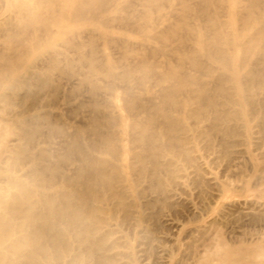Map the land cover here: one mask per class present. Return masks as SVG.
I'll return each instance as SVG.
<instances>
[{
  "label": "bare ground",
  "instance_id": "6f19581e",
  "mask_svg": "<svg viewBox=\"0 0 264 264\" xmlns=\"http://www.w3.org/2000/svg\"><path fill=\"white\" fill-rule=\"evenodd\" d=\"M43 1L44 0H39V3ZM65 1L71 2L76 7V9L72 11V15H69L68 11H66V9L64 8ZM215 1L216 0H204L203 1L204 4L202 5L208 9L214 5ZM231 1L232 2L229 8V14L235 15L236 17L240 16L239 20L243 28L244 27H254L255 30H257L254 36H250V35L247 36L245 34L240 33V30L243 28L239 29L236 25V22H235V25L233 26L234 32H232V35H231L225 30L224 22L220 21V19L216 15L206 16V21L208 25H206V28L203 30L202 28L196 25H193L194 23L190 24L188 22V16L186 14H188L189 11H191V8L187 0H182L185 16H183L180 20H178L177 21L178 23H168V21L166 20L168 24H165L166 22L164 24L159 23V26H158V24H156L157 22L155 23L154 21L155 19H153L152 15H145L144 18L146 22L145 21L143 22H145L146 24L144 26L140 25V27H145V28L150 29L149 34L147 36L145 35L146 39H153L156 42L158 41V42H164V43L161 47L148 44L147 46H145L147 47L148 51L141 53L138 61L136 60L137 61L136 67L142 72V76L140 78L139 84L144 86V88H142V90L139 92L134 91L132 87H130V77H131L132 71L129 68H124L123 69L124 71H122V73L120 74L116 73L114 70L115 64L110 59V55L106 52L105 48L103 49L102 55H101L104 61L102 64H98L93 57H90L87 60V62L89 63L90 70L88 73H84L81 75L82 76L81 81H83L82 83L84 82L89 83L91 86L90 89L92 90V92L94 94H97V91L100 89L99 88L100 85L98 86L93 81L94 80L93 76L96 74H99V75L101 74L102 76L107 78L106 80H108L107 81L108 83L106 81L105 82L107 86L109 87V90L112 92L111 93L112 99L110 100V104H109L110 106H108V108L111 107L112 110L111 111L107 110L106 112L101 107L102 104L100 101L95 100L94 103H91L93 102L92 100L93 98H92L90 99L91 102H89V104L90 103L93 104L92 106L90 104L91 109H93L92 115L90 116L91 111H92L91 110L90 114L88 115V117L90 116L89 120H86L88 121L86 125H85V122L83 121V118L81 120L83 121L85 126H83V123H82V127L78 128L77 126H74L73 124L69 123L67 126L62 125L63 127H61L57 124H52L53 123L52 119L50 120V119L45 118V121L46 119L48 121L47 125L49 124V121L52 122L51 123L52 127L49 126L50 129L48 128L49 130H52V131H49V133L50 132L53 133V131H57V133L60 132L61 134L57 136L61 137L60 138L61 143L67 145L68 151L74 149L76 151L75 153H77L80 158V160H77V161H80L81 163L80 165L76 166L73 163L75 162L77 158L75 160H72L74 162L73 163L70 162V165L69 166L67 165V168L66 170H64V172L60 171L62 170V168L61 169L57 168L56 166L57 164L55 165L56 167L49 166V165H41L40 167L34 168V170H32L31 173L29 174H31L33 181L37 182L36 186L40 188L48 187V189L49 187L53 188L56 186L55 190L51 192L37 190L34 186L28 185V183L22 181L21 179H18L16 177H11V178L9 177L10 186L14 190L7 191L6 193L0 192V264H138V256H139L140 250H136V246H134L133 241L136 239L137 235L141 233H145L147 234L146 236H149V234L153 232L151 230L157 227L158 228L161 227V225L158 224L160 226L157 225L151 230H149L150 228L148 229L147 226H144L142 228L143 224H145L149 218H152L155 215V213L153 214L151 213V211H153V209H155L156 207H159V209L161 207H166L170 205L173 207L174 206L173 202L178 201L181 198L179 191L180 190L184 191V188L188 185L190 181H192V183L195 184L196 186L198 185L199 188L200 186H202V184L205 183V181L213 183V185L216 187L217 193L211 194L210 198L212 200L214 199L220 200V199H224L228 197L225 194H229V193L225 192L224 194V191L222 189L224 188V185L216 177H214L212 171L208 170V166L212 164V162H214L215 160H219L222 155L226 156L229 151L228 148L231 147L232 145L238 144L237 142L239 141V138H242L244 136L246 137L249 136V134L252 131V127L250 126V121L252 118L256 116L260 117L261 115L262 117V119L259 120L260 122H259L258 129H259V133H261V135L264 138V58H263L264 57V10L260 8L262 1L261 0H250L248 11L246 13L244 12V14L240 13L238 10V0H231ZM5 2L7 5L9 4V0L8 1L6 0ZM28 2L29 0H20L18 1V3L16 1L15 4H18L20 8L22 9H26V8L30 9V7H28ZM189 2L191 3V1ZM83 3H86V1ZM90 5H93V4L91 3ZM83 8H84V4H82V0H63L61 9L58 12L55 10L54 13H52V15H49V18H47L48 16L42 15L39 6H35L31 8L30 10H28L31 15H27V17H24V16L21 17L19 15H7L3 21L4 23H7V24L10 23L12 26L18 28L22 32H24L26 29L27 30L29 29L31 31V38H29L30 44H27V42L23 43V47L26 50H29V48L38 49L41 46L42 39L49 42L52 40V38L55 35L60 34L62 32L64 33L66 31L68 32L69 30H72L73 27L77 24V22H86V21L91 22L92 31L96 32V35L98 37H101V39L107 40L109 36L110 37L113 36L112 35L113 33L110 35V29L107 30V29L101 28L100 25L103 24L102 23L103 21L102 19L99 20L100 16H98V14L93 15L92 17H89V18L84 14L81 15V13H83L82 11ZM122 8L124 7L122 6ZM122 8L120 7V9ZM5 9L7 10V8ZM88 9H90V6ZM151 9L152 8H150V10ZM3 10L1 11L3 12ZM90 12L91 11H89V13ZM3 14H5V12ZM241 15H246V16L243 17ZM173 20H176V19H173ZM120 21H122L126 26H129V27L130 25L134 24V20H132L130 17L121 18ZM12 26L10 30L12 29ZM54 27L55 29H53ZM14 31H17V30H14ZM185 31L187 33H185ZM19 33L21 32L19 31ZM26 34L24 35V37H26ZM15 35H18V34H15ZM168 41L175 42L176 48H173V49H178L177 52L174 53L175 63L174 64L171 62L161 63V61L159 63V62L151 61L149 59V55H156L160 52L161 53L167 52L166 51L167 48L170 47L168 46L169 43L167 45ZM188 41H191L192 43L191 48H188L187 46ZM7 42L9 43V41ZM3 43H5V41L4 42L2 41V44ZM64 44L65 43L63 42V45ZM4 47L8 48L9 46H4ZM14 48L16 49V46ZM61 51L59 52V50L57 51L56 49L49 54L48 52L45 51L48 55L46 54L47 55L46 57L41 58L39 60L37 59L38 62L33 63L34 65H30L31 70H28L23 75L18 74V72H19V69L22 67V65L25 63V60L18 59L17 61L13 62L11 61L13 60L12 59L13 57L9 55L8 57L7 55L3 56L4 53L6 54V50L3 51L4 53L1 55L6 58H3L4 64H1L0 66L1 68L0 69V112H1V108L3 107L4 94L7 95V93L3 94L2 91L3 89H7V88L10 89L8 87L9 84H12V85L14 83L28 84L29 82L35 80L41 88H45V89L51 88L50 91L47 89L49 93L47 92L48 96L46 97H48L49 99L50 98L49 94H51L50 93L51 90H53V93H54V90H56L59 87V83H61L62 81L60 79L63 77H60L61 75L56 76L58 79L60 78L59 79L60 82H59V80H56L57 78L54 79V76L52 74H48V72L46 71H53V70L58 71V69H60V55H62L64 52L63 51L61 53ZM14 52L16 51L14 50ZM239 52L244 53L245 59L243 60L242 63L235 64L233 62V58L235 57L236 53H239ZM253 52L254 53L256 52V54H258V61L256 63L261 65V67L259 68L254 67L253 64L249 60L247 61V58H246L247 55ZM10 55H12V52ZM67 57L65 56L64 59L66 60V64H69L70 62L69 60L71 58L68 59ZM169 57H171V55ZM14 59L16 58L14 57ZM70 67L73 70L74 67L72 68L71 65ZM59 74H62L63 76V73L59 72ZM66 74H69V73H66ZM149 78L150 80L152 79L154 83L153 81L148 80ZM99 79L100 78H98V80ZM133 79L135 78L133 77ZM79 80L76 79V81H79ZM116 80H121L125 82L124 88L123 86H120L121 84L119 85V87L123 88L121 89L122 92H118L116 89H114ZM81 81L76 82V83H78V85L79 84L82 85ZM149 81L150 83L151 82L153 83L152 87L146 86V83L147 82L149 83ZM107 86H104V87H107ZM36 87L38 88V85ZM17 88L18 86L15 87L14 85V89L17 90ZM72 90H74V88ZM40 91L36 90V92L38 93ZM79 91L80 90H78V93H80ZM82 91L84 92V90ZM68 92L70 93L69 90ZM18 93L19 92H16V94ZM28 93H26V96H25L26 98H28L27 96ZM34 93L35 91L33 92V97H36V95L37 96L39 95L37 93L36 94ZM23 94L24 93H22V95ZM30 94L31 93H29V96ZM40 94H43V93H40ZM19 95L21 94L19 93ZM53 95H52V98L53 97L58 98V96H53ZM43 96H41V99L43 98ZM65 97H68V96L66 95ZM26 98L24 99L26 100ZM24 99H21V101ZM18 100L20 99H17V101ZM79 102H81V99ZM82 102L85 103V101L83 100ZM98 102L101 105L98 104ZM55 104L56 103H54V105ZM6 105L7 103L5 104V106ZM27 105H26V108L24 107L25 110H27ZM80 105L82 107L81 103ZM11 106L9 107L11 108ZM65 106L67 105L65 104ZM21 107H23V105ZM65 108L69 109V111H72L70 107L69 108L65 107ZM8 110L6 111L8 112ZM48 113L50 114V110ZM48 113H46V116L49 115ZM54 113L56 114V116H59L58 117L59 119H60V115L61 116L64 115V113L62 112L61 113L63 115L56 111ZM54 113L52 115H54ZM82 113L84 114V112ZM78 114H76V116ZM43 116L45 117V115ZM33 117L34 116H32L30 120L26 119L27 120V121L25 120L26 124L33 123L35 126L36 124L33 122V120L36 117H34V119ZM83 117H87V113H86V116H83ZM41 118L44 119L43 117ZM74 118L76 119V117ZM80 119L81 118H79L78 120ZM22 121L24 122V120ZM54 121H58V120L55 119ZM38 122L40 121H37L36 123ZM2 123L3 122L0 121V148H2L4 144L3 140L8 139L7 137L4 139V136H8L7 133H9L10 128H12L10 127L8 130L4 126L5 123L4 125H2ZM15 126L17 125L15 124ZM28 127L30 128V126ZM29 128L18 127L17 128L19 131L18 136H20L21 139H27L30 142V140L33 141L34 139L39 138V137L35 138L36 136L35 134H37L36 133L37 131L43 132V129L41 130L38 125L35 126L34 129L31 127L32 130ZM84 130H86L88 134V135L86 134L87 137H85L86 139L84 138L85 140L82 139V134ZM40 134L41 133H39V135ZM11 137H12V134H11ZM27 140H26V143H28ZM36 141L38 142V139ZM12 142L13 143H11L10 145H5L6 155H5V158H3V160L10 161L11 167L19 168L18 166L22 164V161L24 159L29 160V159H32V157H30V154L28 153L30 150L27 151L26 148L19 146L16 140H13ZM242 142H244V139ZM24 143L22 145H24ZM242 145H246V144H242ZM35 146H36V143H35ZM28 147H29V144H28ZM61 147L63 148L62 145ZM216 149L221 150L222 152L220 153L221 154L223 153V154L220 156V158L218 156V159L217 158L211 159L210 155L215 154V152L217 151ZM44 152L41 151L40 153L42 155L44 154L43 156H45ZM58 152L60 153V150H58ZM66 152L64 149V153L62 152L63 154L59 156L60 157L59 160H61L64 164H66L69 161V159L73 158V157H70V155ZM48 154H50V152ZM228 156L230 155L228 154ZM53 158H56L55 155ZM232 158L234 157H231V159ZM59 160L56 159L55 161L58 162ZM4 164L6 165V163ZM6 166H8V164ZM4 168L6 169V167ZM63 168L65 169V167ZM15 170L17 169L15 168ZM48 170L51 171L50 175H48L49 173L44 174V172ZM56 171L61 172V176L59 180H56V176H57ZM238 173H239V169H238ZM205 175H208V177L206 178ZM4 180L5 179L1 181H4ZM29 180H32V179L29 178ZM239 183H242V182H237V184ZM227 185H229V183ZM235 186L237 185L235 184ZM193 188L195 189V187ZM200 195L201 194H199V196ZM207 196L209 197V194ZM203 197H204V194H203ZM239 198L241 199V197ZM205 199L203 200L202 198V201L204 202ZM206 204H207V201H206ZM206 204L203 203L202 209L205 210ZM235 205H236L235 201H233L232 203L222 202L220 203V205L218 201L219 209L217 211V216L212 220V223L217 226V222H221L223 221V219L225 220L226 215L227 216L229 215V214H226L228 207H232ZM252 207L250 208V210L252 209ZM169 208L167 209V211L169 210ZM208 208L209 207H207V209ZM188 209H191V208H188ZM237 210H239V207ZM155 211L157 212V210ZM235 212L237 211L235 210ZM158 213H160L159 210H158ZM175 214H177V212ZM236 214H238V212ZM196 215L197 214H195V216ZM198 217H200L199 213H198ZM175 219L176 217L174 218V220ZM196 219L198 221V218ZM203 219L204 218H202V220ZM254 219H257V217ZM157 220L159 221V218L156 219V222L159 223ZM167 220L169 221V219ZM237 220H239V218ZM221 223L223 224V222ZM172 224L177 229L181 227L177 223H172ZM226 224L224 223L225 226ZM237 225L240 226L239 224ZM238 226H237V229H238ZM139 228H142V229H139ZM193 229L192 231H190L191 233L194 231L200 232L199 229H194V230ZM219 229H221L220 226H219ZM215 231H218V229H216ZM187 232L186 234L189 233ZM204 232H208V230L205 229ZM210 232H212L211 229H210ZM221 233H224V232L222 231ZM153 234H154V237H153ZM153 234L151 235L154 239L156 232ZM195 234L198 235V232ZM209 234L210 233L208 232V235ZM192 235L194 234H191L190 238H193ZM213 235L209 243L206 246L204 245L205 247L203 249H201L202 247L199 248L201 249V251L199 250L200 251L199 254L195 252L199 255V259L193 263L195 264H242L239 261L240 259L239 260L234 259V260L227 261V259L224 258V255L228 253V250H227L228 247L225 248L226 245L223 244V242L221 241V235H219L217 232H215V234ZM144 238H145V235H144ZM148 239L150 240L149 237ZM205 239H206V236H205ZM203 242L201 243V245L203 244ZM159 243H162V242L160 241ZM192 243L194 242L192 241ZM244 246H247V245H244ZM258 247L259 246H257V248ZM234 248L232 246L233 250ZM232 249H231V252L229 251V253L233 252ZM254 249L256 248L254 247L252 250ZM252 250H250V252ZM185 251L187 252V250ZM145 252H147V250ZM263 252H264V249L263 251H260L258 253H263ZM182 254L184 253L181 252V256H183ZM246 254L247 252L244 255ZM184 256L181 259L183 258L185 259ZM253 256L255 257L257 255H253ZM261 256L259 255L260 258H262ZM246 257L248 258V255H246ZM214 258H218V259H215L216 260L215 261ZM260 258L259 259L255 258V259L260 260ZM175 261L180 262V259L178 261V258H177V260ZM185 261H188V259ZM192 261H195V260H192ZM157 262L159 263L161 261H157ZM260 262L261 261H258V263Z\"/></svg>",
  "mask_w": 264,
  "mask_h": 264
},
{
  "label": "rangeland",
  "instance_id": "374dc122",
  "mask_svg": "<svg viewBox=\"0 0 264 264\" xmlns=\"http://www.w3.org/2000/svg\"><path fill=\"white\" fill-rule=\"evenodd\" d=\"M4 1V2H3ZM6 0H0V11L7 8V10H3V12L1 11L0 13V66L1 64H4L3 62V58H6V57H3L4 55L8 57L9 56H12L13 60L11 61H17L18 59H22V60H25V63L22 65V67L19 69V72L18 74L20 75H23L25 72H27L28 70H31V66L30 65H34L33 63H36L38 62L39 59L41 58H44L46 57L49 53L53 52L54 50L57 49V51L59 50V52L61 51V53L63 52L62 55H60V69L57 70H53V71H46L48 72V74H52L54 76V79H56L57 77L56 76H59L61 75L60 77H63V78H59L61 81V83H59V87L61 85V87L57 88L56 90H54V93H53V90H51V94L50 95V98L48 99V93L50 91L51 88H41L39 86V84L33 80L31 82H29L28 84H22V83H14L13 85L12 84H9V88L10 89H3L2 93H7L4 94V99H3V107L1 108V112H0V121L3 122L2 125H4L5 123V127L6 129L9 130L10 127V130H9V133L8 136H4V139L7 137L8 139H5L3 140L4 141V144L2 146V148H0V192H7V191H13L14 189L10 186V181H9V177H16L18 179H21L22 181L28 183V185L30 186H34L37 190H43V191H46V192H51V191H54L56 186L55 187H48L47 188H40V187H37L36 186V183L35 181H33V178L31 176V171L34 170V168L36 167H40L41 165H49V166H53V167H56L57 168H62V170H60L61 172H64V170H66L67 168V165L69 166L70 165V162H74L72 160H75V162L73 163L74 165H80V161H77V160H80L79 156L77 153H75L76 151L73 149V150H69L68 151V147L66 144H63L61 143V140L59 136L57 135H60L61 133L57 131H53L49 133V131H52V130H49L51 126V123L52 124H57L61 127H63L64 125L67 126L69 123L70 124H73L74 126H77L78 128L82 127V123L83 121L85 122V125L88 123V121L86 120H89V117L92 115V112H93V109H91V106L93 104L91 103H94V101H100L101 104L98 102V104L101 105V107L107 112V110L111 111V107L108 108V106H110V100L112 99V96H111V91L109 90V87L107 86L106 82L108 80H106L107 78H105L104 76H102L101 74H96L93 76V81L99 86L100 85V89L97 91V94H94L92 92V90L90 89L91 86L89 83L87 82H84L82 83L83 81H81V78H82V74L84 73H88L89 72V63L87 62V60L90 58V57H93L96 62L98 64H102L104 61H103V57L101 56L102 55V51L103 49L105 48L106 49V52L110 55V59L114 62V70L116 73L120 74L122 73V71H124L123 69L124 68H129L131 71H132V74H131V77H130V87H132V89L136 92H139L142 90V88H144L143 85L139 84V81H140V78L142 76V72L141 70H139L137 67H136V64H137V61L138 59L140 58V55L141 53L143 52H146L148 51L147 46L148 44L150 45H155V46H159L161 47L163 45L164 42H156L155 40L153 39H146V36L149 34V28H145V27H140V25H145L146 21H145V15H152L153 19H155V23L158 24L159 26V23L160 24H168V23H178L177 21L180 20L183 16H185V12H184V6L182 4V0H82V4H84V8L82 9L83 13H81V15H86L88 18L89 17H92L93 15H97L100 16L99 20L102 19V25L101 28L102 29H107L109 30L110 29V35L112 34L113 36H109V38L107 40H104V39H101V37H98L96 35V32H93L92 31V25H91V22L89 21H86V22H77V24L73 27L72 30H69L68 32H62L60 34H57L55 35L51 41L47 42L45 41L44 39H42V43H41V46L38 48V49H33V48H29V50H26L24 47H23V43L24 42H27V44H30L29 42V38H31V31L29 30H25L24 32H22L21 30H19L18 28L12 26L10 23H4V19L7 15H19L21 17H27V15H31L29 13L28 10H30L31 8L35 7V6H39L40 8V11L42 13V15H45V16H48L47 18H49V15H52V13H54V11L56 10L57 12L61 9L62 7V3H63V0H44L43 2L39 3V0H29L28 2V7L29 8H26V9H22L20 8V6L18 4H15L16 1L18 3V1L20 0H9V4L7 5ZM8 1V0H7ZM14 1V2H13ZM52 1V2H51ZM54 1V2H53ZM56 1V2H55ZM86 3H83L85 2ZM90 1V2H89ZM92 1V2H91ZM176 1V2H175ZM191 1V3L189 2ZM204 0H187L188 4L190 5V8H191V11H189L188 14H186L188 16V22L190 24H193V25H196L200 28L205 29L206 28V25L207 24V21H206V16L207 15H216L220 21H223L224 22V28L225 30L230 33L232 35V32H234L233 30V26L235 25V22H236V25L239 29L243 28L241 26V23H240V20H239V17H236L235 15H231L229 14V8L231 6V0H216L214 5L210 8H206L204 7L202 4ZM262 1V4H261V7L263 10H264V0H261ZM37 2V3H36ZM129 2V3H128ZM226 2V3H224ZM248 2V3H247ZM249 2L250 0H238V10L240 13L244 14V12L246 13L248 11V7H249ZM92 3L93 5H90ZM198 3V4H197ZM6 4V6H5ZM123 4V5H122ZM126 4V5H125ZM193 4V6H192ZM64 8L66 9V11H68L69 15H72V11H74L76 9V7L71 3V2H67L65 1L64 2ZM121 5V6H120ZM150 7H149V6ZM174 5V6H173ZM227 5V6H226ZM8 6V7H7ZM60 8H59V7ZM90 6V9H88ZM122 6L124 8H122ZM126 6V7H125ZM171 6V7H170ZM199 6V8H198ZM5 7V8H3ZM95 9H94V8ZM118 7V8H117ZM120 7L122 9H120ZM3 8V9H2ZM9 8V9H8ZM117 8V10H116ZM150 8H152L150 10ZM193 8V9H192ZM93 11H92V10ZM261 9V10H262ZM86 10V11H85ZM106 10V11H105ZM223 10V11H222ZM8 11V12H7ZM88 11V12H87ZM89 11H91L89 13ZM5 12V14H3ZM10 12V13H9ZM95 12V13H94ZM100 12V13H99ZM167 12V13H166ZM222 12V13H221ZM7 13V14H6ZM45 13V14H44ZM56 13V12H55ZM226 13V15H225ZM195 14V15H194ZM223 14V15H222ZM4 15V16H3ZM113 15V16H112ZM166 15V16H165ZM190 15V16H189ZM109 16V17H108ZM138 16V17H137ZM241 16H246V15H241ZM107 17V18H106ZM126 17H130L132 20H134V24L130 25L129 26H126L122 21H120L121 18H126ZM170 17V18H169ZM173 17V18H172ZM176 17V18H175ZM191 17V18H190ZM168 18V19H167ZM190 18V19H189ZM173 19H176V20H173ZM168 23H167V21ZM145 21V22H143ZM160 21V22H159ZM164 21V22H163ZM144 23V24H143ZM7 24V25H6ZM239 24V25H238ZM10 27H9V26ZM104 25V26H103ZM115 25V26H113ZM12 26V29L10 30ZM110 26V27H109ZM109 27V28H107ZM116 27V28H115ZM5 28V29H4ZM120 28V29H118ZM122 28V29H121ZM55 29V27L53 28ZM88 29V30H87ZM125 29V30H123ZM14 30H17V31H14ZM90 30V31H89ZM129 30V31H128ZM5 31V32H4ZM19 31L21 33H19ZM74 31V33H73ZM78 31V32H77ZM256 31L254 27H244L243 29L240 30V33L242 34H245V35H250V36H254L256 34ZM2 32V33H1ZM7 32V33H6ZM30 32V33H29ZM81 32V33H79ZM116 32V33H115ZM124 32V33H123ZM132 32V33H131ZM140 32V33H139ZM11 33V34H9ZM24 33V34H23ZM28 33V34H26ZM68 33V34H66ZM185 33H187L185 31ZM184 33V34H185ZM4 34V35H2ZM15 34H18V35H15ZM26 34V37H24V35ZM30 34V35H29ZM11 35V36H10ZM14 35V36H13ZM68 35V36H67ZM93 35V36H92ZM146 35V36H145ZM9 36V37H8ZM18 36V37H17ZM23 36V37H21ZM30 36V37H29ZM71 36V37H70ZM71 39L69 40L68 39ZM76 37V38H74ZM121 37V38H120ZM123 37V38H122ZM145 37V38H143ZM3 38V39H2ZM65 38V39H64ZM73 38V39H72ZM93 38V39H92ZM126 38V39H125ZM5 39V40H4ZM9 39V40H8ZM17 39V40H16ZM64 39V40H63ZM16 40V41H15ZM130 40V41H129ZM140 40V41H139ZM2 41L5 43L2 44ZM9 41V43L7 42ZM69 41V42H68ZM78 41V43H77ZM63 42L65 43L63 45ZM80 42V43H79ZM96 42V43H95ZM138 42V43H137ZM13 43V44H12ZM21 43V44H19ZM75 43V44H74ZM94 43V44H93ZM169 43V45H168ZM58 44V45H57ZM12 45V46H11ZM97 45V46H96ZM100 45V46H99ZM108 45V46H106ZM167 45L170 46L167 48V52H163V53H158L156 55H149V59L153 62H159L161 61V63H165V62H171V63H175V55L174 53L177 52L178 49H173V48H176V43L175 42H172V41H168L167 42ZM4 46H9L8 48L4 47ZM11 46V47H10ZM16 46V49L18 48L19 46V51L18 49L16 50L14 47ZM23 48H22V47ZM187 46L188 48H191L192 47V43L191 41H188L187 42ZM65 47V48H64ZM4 48V49H2ZM6 48V49H5ZM10 48V49H9ZM22 48V50H21ZM100 48V49H99ZM110 48V49H109ZM69 49V50H68ZM6 50V54L3 52ZM14 50L16 52H14ZM50 50V51H49ZM87 50V51H86ZM128 50V51H127ZM8 51V52H7ZM21 51V52H20ZM23 51V52H22ZM48 52V54L46 52ZM70 51V52H69ZM12 52V55H10ZM86 52V53H85ZM113 56H112V54ZM4 53V54H3ZM22 53V54H21ZM118 53V55H117ZM3 54V56L1 55ZM16 54V55H14ZM18 54V55H17ZM38 54V55H37ZM47 54V55H46ZM67 54V55H65ZM160 54V55H159ZM171 55V57H169ZM41 56V57H40ZM67 57L68 59H70L69 61V64H66V60L64 59V57ZM118 56V57H117ZM14 57L16 59H14ZM73 57V58H72ZM76 57V58H75ZM81 57V58H80ZM116 58V59H115ZM171 58V59H170ZM247 61L249 60L254 67L256 68H259L261 67V65H259L258 63H256L258 61V54H256V52L254 53H250L249 55H247ZM255 58V59H254ZM264 58V57H263ZM34 59V60H33ZM38 59V60H37ZM82 59V60H80ZM245 59V56H244V53L243 52H239V53H236L235 57L233 58V62L235 64H239V63H242L243 60ZM257 59V60H256ZM76 60V61H75ZM137 60V61H136ZM174 60V61H173ZM121 61V62H120ZM72 62V63H71ZM101 62V63H100ZM132 62V63H131ZM77 63V64H76ZM84 63V64H82ZM75 64V65H74ZM82 64V65H81ZM117 64V65H116ZM121 64V65H120ZM135 64V65H134ZM70 65L72 66L73 70L71 69ZM258 65V66H257ZM63 68V69H62ZM66 68V69H65ZM1 69V68H0ZM122 69V70H121ZM71 70V71H70ZM83 71V72H82ZM118 71V72H117ZM120 71V72H119ZM135 71V72H134ZM60 73H63V76L62 74H59ZM80 72V73H79ZM66 73H69V74H66ZM78 73V74H77ZM73 76H72V75ZM76 74V75H75ZM135 74V75H134ZM75 75V76H74ZM100 76V77H99ZM139 76V77H138ZM69 77V78H68ZM133 77L135 79H133ZM97 78V80H96ZM98 78H100L98 80ZM132 78V80H131ZM58 78L56 80H59ZM67 79V80H66ZM76 79H80L79 81H81L82 85H78V83L76 82H79V81H76ZM59 80V82H60ZM66 82H65V81ZM70 80V81H69ZM150 80V78L148 79ZM106 81V82H105ZM136 85H135V83ZM138 81V82H136ZM150 81H153L152 79ZM147 82L146 83V86H149V87H152L153 86V83L151 82L150 83ZM66 84H64V83ZM72 84H70V83ZM99 82V83H98ZM121 82V83H120ZM121 80H116V83L114 85V89H116L118 92H122L121 89H123L125 87V82H123ZM69 83V84H68ZM76 83V84H75ZM86 83V84H85ZM105 83V84H104ZM108 83V82H107ZM134 83V84H133ZM21 84V85H20ZM32 87H30L29 86ZM121 84V85H120ZM132 84V85H131ZM138 84V85H137ZM14 85L15 87L18 86L17 90L14 89ZM38 85V88L36 87ZM67 88H66V86ZM74 85V86H73ZM118 85V86H117ZM120 86H123L122 87H119ZM26 86V87H24ZM29 86V88H28ZM35 86V87H34ZM79 86V87H78ZM82 86V87H81ZM90 86V87H89ZM104 86H107V87H104ZM134 86V87H133ZM13 87V88H12ZM23 87V89H22ZM78 87V88H77ZM119 87V88H117ZM141 89H140V88ZM66 88V89H64ZM69 88V89H68ZM74 88V90H72ZM84 88V89H83ZM88 88V89H87ZM103 88V89H102ZM13 89V91H12ZM22 89V90H21ZM29 89V90H28ZM45 89V90H44ZM49 91H48V90ZM107 89V90H106ZM26 90V91H25ZM30 94L29 96V93ZM37 91H40L39 93L36 92ZM60 90V91H59ZM65 90V91H64ZM68 90L70 91V93L68 92ZM78 90H80L78 93ZM84 90V92L82 91ZM105 90V91H104ZM109 90V92H108ZM11 91V92H10ZM19 92L21 95L22 93H24L22 96L18 94H16V92ZM32 91V92H30ZM35 91L34 94H39L38 96L36 95V97H33V92ZM86 91V92H85ZM45 92V93H44ZM48 92V93H47ZM57 94H56V93ZM67 92V93H65ZM72 92V93H71ZM83 92V93H82ZM12 93V95H11ZM26 93H28V98H26ZM40 93H43V94H40ZM54 95H53V94ZM60 93V94H59ZM65 93V94H64ZM93 93V94H92ZM10 94V95H9ZM47 94V95H46ZM56 94V95H55ZM70 94V95H69ZM108 94V95H106ZM6 95V96H5ZM43 96V98L41 99V96ZM52 95L53 96H58V98L56 97H53L52 98ZM63 95V96H61ZM67 95L68 97H65ZM94 95V96H92ZM98 95V96H96ZM110 95V96H109ZM11 96V97H10ZM35 96V95H34ZM62 98H61V97ZM86 96V97H84ZM91 96V97H90ZM9 97V98H7ZM15 97V98H14ZM22 97V98H21ZM64 97V98H63ZM75 97V98H74ZM82 97V98H81ZM95 97V98H94ZM97 97V98H96ZM104 99H103V98ZM7 98V99H6ZM13 98V100H12ZM26 98V100L24 99ZM37 99V100H33V99ZM47 98V99H45ZM55 98V99H54ZM93 98V99H92ZM101 98V99H100ZM110 98V99H109ZM17 99H20L17 101ZM21 99H24L21 101ZM32 100L29 101V100ZM54 99V100H53ZM72 101H71V100ZM81 99V102H79ZM88 99V100H87ZM90 99L93 100V102L90 101ZM6 100V101H5ZM12 100V102H11ZM53 100V102H52ZM60 100V101H59ZM66 100V102H65ZM85 101L84 102H82ZM87 100V101H86ZM105 100V101H103ZM108 100V101H107ZM5 101V102H4ZM51 101V102H50ZM78 101V103H77ZM18 104H17V103ZM20 102V103H19ZM22 102V104H21ZM31 102V103H29ZM35 102V103H34ZM40 102V103H39ZM46 102V104H45ZM58 102V103H57ZM68 102V104H67ZM70 102V103H69ZM88 102V103H87ZM89 102H91V106L89 104ZM107 102V103H106ZM7 103V105L5 106V104ZM9 103V104H8ZM24 103V104H23ZM28 105H27V104ZM54 103H56V107L54 105ZM67 106H65V104ZM80 103L82 104V107L80 105ZM84 103V104H83ZM13 104V105H12ZM21 104V105H20ZM27 105V110H25L26 108V105ZM39 104V105H38ZM44 104V106H43ZM78 104V105H77ZM86 104V105H85ZM104 104V106H103ZM12 105V106H11ZM20 105V106H19ZM23 105V107H21ZM25 105V106H24ZM32 105V107H31ZM37 105V106H36ZM60 105V106H59ZM69 105V106H68ZM89 105V106H88ZM106 105V106H105ZM11 106V108L9 107ZM30 106V108H29ZM43 106V107H42ZM73 106V107H72ZM80 106V107H79ZM88 106V107H87ZM5 107V108H4ZM7 107V109H6ZM25 107V108H24ZM38 107V108H37ZM40 107V108H39ZM65 107L69 108L74 111H69V109H66ZM72 107V108H71ZM106 107V108H104ZM11 110H10V109ZM14 108V109H13ZM23 108V110H22ZM29 108V109H28ZM61 108V109H60ZM77 108V109H76ZM85 108V109H84ZM89 108V109H88ZM5 109V110H3ZM10 111H9V110ZM17 109V110H16ZM32 109V110H31ZM75 109V110H74ZM88 109V110H87ZM8 110V112L6 111ZM19 110V111H18ZM21 110V111H20ZM25 110V111H24ZM42 110V112H41ZM50 110V114L53 112H59L60 114L64 113V118L63 116L60 115V119L58 118L59 116H56V114L54 113V115H50L48 112ZM63 110V111H62ZM78 110V111H77ZM85 110V111H84ZM92 110V111H91ZM6 113L4 114L3 113ZM17 111V112H16ZM23 111V112H22ZM46 111V112H45ZM65 111V112H64ZM67 111V112H66ZM69 111V112H68ZM90 111H91V114H90ZM10 112V113H9ZM16 112V113H15ZM22 112V113H21ZM30 112V113H29ZM33 112V113H32ZM45 112V113H43ZM62 112V113H61ZM76 112V113H75ZM84 112V114L82 113ZM38 113V115H37ZM46 113H48L49 115L46 116ZM67 113V115H66ZM71 113V114H70ZM80 115H79V114ZM86 113H87V117L88 115L90 114V116L87 118V117H83V116H86ZM125 113V112H124ZM9 114V115H8ZM18 114V115H17ZM22 114V115H21ZM45 115V117L43 115ZM76 114H78L76 116ZM83 114V115H82ZM13 115V116H12ZM75 115V116H74ZM23 116V117H22ZM31 116V117H30ZM32 116L36 117L34 119L33 117V122L36 124L35 126H39V128L42 130L43 129V132L42 131H37L35 134V138L38 139V142L36 141L37 139H34L33 141L30 140H27V139H21L19 135V131H18V127H27L29 128L28 126H30L29 129L32 130V128L34 129L35 126L33 123H27L25 122V120H30V118H32ZM43 117L44 119H42L41 117ZM80 116V117H79ZM82 116V117H81ZM5 117V118H4ZM25 117V119H24ZM49 117V118H48ZM58 120V121H54L55 119ZM76 117V119L74 118ZM261 117V115H260ZM259 116L257 117H254L251 119L250 121V126L252 127V131L251 133L249 134V136H244L242 138H239V141L237 142L238 144H235V145H232L231 147L228 148V154L231 156V157H234L231 159L230 156H228V154L225 156V155H222L220 152H222L221 150H217L215 152V154H211L210 155V158H217L218 159V156L220 158L225 156V158L222 160L221 158L219 160H215L214 162H212V164H210L208 166V170L212 171L213 172V175L214 177H216L223 185H224V188L223 191H224V194L225 192L229 193V194H225L226 196H228L227 198H224V199H220V200H212L210 197H211V194H216V187L213 185V183L211 182H208V181H205V185L202 184V186H199L195 185L192 183V181H190L188 183V187L186 186L184 188V191L183 190H180V199L178 201H174L173 202V205L175 206H166V207H161L160 210L159 207H156L155 209H153V211H151V213H155V215L152 217V218H149L147 220V222L145 224H143L142 228L144 226H147L149 230L153 229L154 227H156L158 224L161 225V227H157L151 231V234L155 233V238L153 239L154 237V234H153V237L151 234H149V236H146L147 234L145 233H141L139 235H137L136 239L133 241V244L134 246H136V250H140L139 252V256H138V264H156L158 263L157 261H161L159 262L158 264L162 263V264H195L193 262H196L198 259H199V252L201 251V249H203L210 241V239L214 236L213 234H215V232H217L219 235H221V241L223 242V244H225V248H227L228 250V253L226 255H224V258L227 259V261L229 260H239L240 263L243 264H263L264 262V252L263 253H258L260 251H263V247H264V138L263 136L261 135V133H259V129H258V126H259V120L262 119V117L260 118ZM21 118V119H20ZM40 118V119H39ZM45 118L47 119H52V122L49 121V124L47 125L48 121L46 119L45 121ZM64 120H63V119ZM72 118V120H71ZM79 118H81L80 120H78ZM83 118V121H81ZM37 119V120H36ZM54 119V120H53ZM62 119V121H61ZM256 119V120H255ZM258 119V120H257ZM9 120V122H8ZM14 120V121H13ZM24 120V122L22 121ZM26 120V121H27ZM42 120V122H41ZM66 120V121H65ZM37 121H40L38 123H36ZM65 121V122H63ZM78 121V122H77ZM14 122V123H13ZM22 122V123H21ZM56 122V123H54ZM18 123V124H17ZM40 123V124H39ZM59 123V124H58ZM66 123V124H65ZM80 123V124H79ZM253 123V124H252ZM8 124V125H7ZM15 124L18 126H15ZM30 124V125H29ZM32 124V126H31ZM43 126H42V125ZM252 124V125H251ZM20 125V126H19ZM41 125V127H40ZM63 125V126H62ZM84 123H83V126H85ZM45 126V127H44ZM50 126V127H49ZM254 126V127H253ZM17 127V128H16ZM32 127V128H31ZM49 128V129H48ZM65 128V127H64ZM39 129V130H40ZM52 129V128H51ZM7 130V132H8ZM48 131V132H47ZM72 131V130H71ZM55 132V133H54ZM39 133H41L39 135ZM53 135H52V134ZM85 133V134H84ZM11 134H12V137H11ZM87 132L86 130H84L83 134H82V139H84L85 137H87ZM17 135V136H16ZM39 135V136H38ZM14 136V137H13ZM48 136V137H47ZM52 136V137H51ZM58 138H56V137ZM18 137V139H17ZM51 137V138H50ZM261 139H260V138ZM15 138V139H14ZM55 138V139H54ZM52 139V140H51ZM86 139V138H85ZM84 139V140H85ZM244 139V142H242ZM13 140H16L17 143L19 144V146H22L24 148L28 150H30L28 153L30 154V157H32V159H24L22 161V164H20L17 168V167H11L10 166V161H5L3 160V158H5V145H10L11 143H13L12 141ZM25 140V141H24ZM26 140L28 143H26ZM263 140V141H262ZM25 143H24V142ZM55 141V142H54ZM60 141V143H59ZM41 142V143H40ZM247 142V143H246ZM15 143V142H14ZM24 143V145H22ZM32 143V144H31ZM35 143H36V146H35ZM38 143V145H37ZM40 143V144H39ZM54 143V144H53ZM241 143V144H239ZM27 144V145H26ZM28 144H29V147H28ZM57 146H56V145ZM242 144H246V145H242ZM260 144V145H258ZM31 145V146H30ZM61 145L63 146V148L61 147ZM26 146V147H25ZM42 148H41V147ZM54 147V148H53ZM250 147V148H249ZM30 148V149H28ZM33 148V150H32ZM41 148V149H40ZM46 150H45V149ZM60 150V153L58 152V150ZM67 148V149H66ZM2 149V151H1ZM44 149V150H42ZM53 149V150H52ZM64 149H65V152L68 153L70 155V157H73L72 159H69V161L64 164L61 160H59V156H61L63 153H64ZM32 150V151H31ZM238 150V152H237ZM41 151H45V156H43L40 152ZM50 154H48L49 152ZM237 153H236V152ZM31 152V153H30ZM35 152V153H34ZM48 152V153H47ZM55 152V153H54ZM63 152V153H62ZM219 152V153H218ZM244 152V153H243ZM34 155H33V154ZM59 153V154H58ZM74 153V154H73ZM38 157H37V155ZM72 154V155H71ZM217 154V156H216ZM34 157H33V156ZM40 155V156H39ZM50 155V156H49ZM55 155L56 158H53ZM215 155V157H214ZM243 155V156H242ZM75 156V158H74ZM78 156V157H76ZM2 157V158H1ZM36 157V158H35ZM40 157V158H39ZM228 157V158H226ZM45 158V159H44ZM43 159V160H42ZM59 160L58 162H56L55 160ZM228 159V161H227ZM238 159V160H237ZM242 159V160H241ZM35 160V161H34ZM49 160V161H47ZM40 162V163H39ZM48 162V164H47ZM52 162V163H50ZM54 162V163H53ZM237 162V163H236ZM4 163H6V165L8 164V166H6ZM42 163V164H41ZM229 163V164H228ZM2 164V165H1ZM57 164V165H56ZM218 164V165H217ZM6 167V169L3 167ZM23 165V166H22ZM56 165V166H55ZM238 165V167H237ZM222 166V167H221ZM227 166V167H226ZM65 167V169L63 168ZM216 167V168H215ZM225 167V168H224ZM233 167V168H232ZM15 168L17 170H15ZM33 168V169H31ZM2 169V170H1ZM29 169V170H28ZM227 171H226V170ZM232 169V170H231ZM237 171H236V170ZM238 169H239V173H238ZM58 170V169H57ZM17 171V172H16ZM27 171V172H26ZM224 171V172H222ZM233 171V172H232ZM4 172V173H3ZM7 172V173H5ZM23 172V173H22ZM50 172L51 171H45V173H49L48 175H50ZM57 172V176H56V180H59L60 179V176H61V172L59 171H56ZM236 173V174H235ZM238 173V174H237ZM227 174V175H225ZM232 174V176H231ZM234 174V175H233ZM240 174V175H239ZM2 175V176H1ZM23 175V176H22ZM28 175V176H27ZM30 175V176H29ZM8 176V177H7ZM47 176V175H46ZM59 176V177H58ZM206 178L208 177V175H205ZM4 177V178H2ZM29 177L30 179L32 180H29ZM223 177V178H222ZM229 177V179H228ZM231 177V178H230ZM234 178V179H233ZM5 179L4 181H1ZM234 180V181H233ZM225 181V182H224ZM229 185H227L228 183ZM4 182V183H3ZM208 182V184H207ZM237 182H242V183H239L237 184ZM257 182V183H256ZM225 183V184H224ZM244 183V184H243ZM255 183V185H254ZM191 184V185H190ZM207 184V185H206ZM210 184V185H209ZM235 184L237 186H235ZM242 184V186H241ZM195 185V186H194ZM232 185V186H231ZM235 186V187H234ZM195 187V189L193 188ZM234 187V188H233ZM240 187V188H239ZM244 187V188H243ZM48 189V190H47ZM194 189V190H193ZM203 189V190H202ZM5 190V191H4ZM201 190V191H199ZM183 191V192H182ZM191 191V192H190ZM197 191V193H196ZM207 191V192H206ZM244 191V192H243ZM250 192V193H249ZM252 192V193H251ZM196 193V194H195ZM199 194H201L199 196ZM203 194H204V197H203ZM209 194V197L207 195ZM249 194V195H247ZM256 194V195H255ZM196 195V196H195ZM236 195V196H234ZM203 200L205 199V201L203 202L202 201V198ZM230 196V197H229ZM195 197V198H194ZM198 197V199H197ZM236 197V198H235ZM241 197V199L239 198ZM186 202H185V200ZM189 198V199H188ZM201 198V199H200ZM211 200H210V199ZM231 199V200H230ZM192 200V201H191ZM199 200V201H198ZM201 200V201H200ZM210 202H209V201ZM230 200V201H229ZM191 201V202H189ZM206 201H207V205L206 204ZM216 201V202H215ZM218 201H219V205L220 203L222 202H225V203H232L233 201L236 202V205L235 206H232V207H228V210L226 211V214H229L231 213V215L228 217L226 215L225 217V220L223 219V224L221 222H217V226L219 224L221 229H219V226L217 227L215 224L212 223V220L217 216V211H218ZM221 201V202H220ZM180 202V203H179ZM193 202V203H192ZM262 202V203H261ZM182 203V204H181ZM187 203V204H186ZM195 203V204H194ZM203 203L206 204L205 205V210L202 209L203 207ZM248 203V205H247ZM179 204V205H178ZM185 204V205H184ZM181 205V206H180ZM177 206V207H176ZM189 206V207H188ZM209 207L207 209V207ZM249 206H253L252 209L250 210L251 207ZM170 207V208H169ZM197 207V208H196ZM211 207V208H210ZM239 207V210H237ZM158 208V209H157ZM169 208V210L167 211V209ZM176 208V209H175ZM187 208V209H185ZM188 208H191V209H188ZM249 208V209H248ZM178 209V210H177ZM185 209V211H184ZM202 209V210H201ZM207 209V210H206ZM214 209V210H213ZM157 210V212L155 211ZM158 210L160 213H158ZM171 210V212H170ZM176 210V211H175ZM190 210V211H188ZM235 210L238 212V214H236L237 212H235ZM257 210V211H256ZM262 210V211H261ZM148 211V212H150ZM155 211V212H154ZM204 211V212H202ZM231 211V212H230ZM247 211V212H246ZM174 214L177 212V214ZM179 212V213H178ZM191 212V213H190ZM199 213V216L198 217V213ZM230 212V213H229ZM243 212V213H242ZM158 213V214H156ZM172 213V214H171ZM182 213V215H181ZM189 213V214H188ZM197 214L195 216V214ZM242 213V214H240ZM246 213V214H245ZM167 214V215H165ZM184 214V215H183ZM244 214V215H243ZM254 214V215H253ZM159 215V216H158ZM162 215V216H161ZM174 215V216H173ZM240 217H239V216ZM243 217H242V216ZM246 215V216H245ZM165 216V217H163ZM167 216V217H166ZM184 216V217H182ZM193 216V218H192ZM236 218H234V217ZM251 216V218H250ZM176 217V219L174 220V218ZM198 218V221L196 218ZM242 217V218H241ZM249 217V218H248ZM257 219H254L256 218ZM159 218V223L156 222V219ZM180 218V219H179ZM183 218V219H182ZM202 218H204L202 220ZM229 218V219H228ZM239 218V220H237ZM155 219V220H154ZM163 219V220H162ZM169 219V221L167 220ZM192 219V220H191ZM228 219V220H227ZM174 220V221H173ZM177 220V221H176ZM180 220V221H179ZM254 220V221H253ZM164 224H163V222ZM166 221V222H165ZM171 221V222H170ZM237 223H236V222ZM243 221V222H242ZM252 221V222H251ZM257 221V222H256ZM149 222V224H148ZM151 222V223H150ZM162 222V223H161ZM209 222V223H208ZM230 222V223H229ZM232 222V223H231ZM235 222V223H234ZM172 223H177L179 224L181 227L180 228H175L172 225L170 224ZM196 223V224H195ZM216 223V222H215ZM224 223L226 224V226L224 225ZM164 226H163V225ZM186 224V225H185ZM202 224V225H201ZM235 224V225H234ZM237 224H239L240 226H238ZM154 225V226H153ZM158 225V226H160ZM166 225V227H165ZM169 225V226H168ZM213 227H212V226ZM207 226V227H206ZM223 226V227H222ZM237 226H238V229H237ZM168 227V228H167ZM171 227V228H170ZM174 227V228H173ZM191 227V228H190ZM197 227V228H196ZM211 227V228H210ZM142 228H139V229H142ZM199 229V231H194V232H190L192 231V229ZM209 228V229H208ZM235 228V229H234ZM160 231H159V230ZM165 229V230H164ZM191 229V230H190ZM193 229V230H194ZM205 229L208 230V232L210 233L209 236L208 235V232H204ZM210 229L211 231L213 232H210ZM214 229V230H213ZM216 229H218V231H215ZM233 229V230H232ZM158 230V231H157ZM155 231V232H154ZM189 233H188V232ZM220 231V232H219ZM224 232V233H221V232ZM160 232V233H159ZM182 232V233H181ZM186 232L188 234H186ZM198 232V235L195 234ZM203 232V233H201ZM181 233V234H180ZM205 233V234H204ZM165 234V235H164ZM175 234V235H174ZM191 234H194L192 235L193 238H190ZM202 234V235H200ZM224 234V235H223ZM144 235H145V238H144ZM151 235V236H150ZM187 235V237H186ZM206 236V239H205V236ZM210 237H208V236ZM213 235V236H212ZM143 236V237H142ZM158 236V237H157ZM186 238H185V237ZM197 238H196V237ZM148 237L150 238V240L148 239ZM182 237V238H181ZM195 237V238H194ZM204 237V238H203ZM208 237V238H207ZM157 238V239H156ZM161 238V239H160ZM164 241H163V239ZM223 238V240H222ZM159 239V240H158ZM168 239V240H167ZM184 239V240H183ZM189 239V240H188ZM192 239V240H191ZM194 239V240H193ZM201 239V240H200ZM205 239V240H204ZM234 239V240H233ZM253 241H252V240ZM158 240V242H157ZM200 240V241H199ZM207 243L205 244L204 242ZM241 242H239V241ZM136 241V242H135ZM138 241V243H137ZM162 242V243H159V242ZM191 241V242H190ZM192 241L194 243H192ZM198 241V242H197ZM234 241V242H233ZM236 241V242H235ZM203 242V244L201 245V243ZM232 242V243H231ZM137 243V244H136ZM150 243V244H149ZM170 243V244H169ZM175 243V244H174ZM191 244L190 246L187 245V244ZM247 243V244H246ZM162 244V245H161ZM180 244V245H179ZM197 244V246H196ZM240 244V245H238ZM258 244V245H257ZM150 245V246H149ZM201 245V246H199ZM205 245V246H204ZM229 245V246H227ZM244 245H247V246H244ZM153 246V247H152ZM176 246V247H175ZM190 248H189V247ZM199 246V247H198ZM232 246L234 248V250L232 249ZM249 246V247H248ZM256 249L252 250L254 247ZM257 246L261 247V248H257ZM263 246V247H262ZM151 247V248H150ZM156 249H155V248ZM192 247V248H191ZM196 247V248H194ZM202 247V248H201ZM246 248V249H242V248ZM253 247V248H252ZM150 248V249H149ZM175 248V250H174ZM195 251H194V249ZM201 248V249H199ZM230 248V249H229ZM238 250H237V249ZM251 248V249H250ZM153 249V250H152ZM194 253H193V251ZM197 249V251H196ZM231 249H232V253H229V251L231 252ZM236 249V250H235ZM252 250L250 252V250ZM262 249V250H261ZM147 250V252H145ZM156 250V251H155ZM187 250V252L185 251ZM200 250V251H199ZM248 250V251H247ZM165 251V252H164ZM185 251V252H184ZM189 251V252H188ZM192 251V253H191ZM235 251V253H234ZM237 251V252H236ZM240 251V252H238ZM157 254H156V253ZM164 252V253H162ZM174 252V253H173ZM181 252L184 253L182 254L183 256L185 257L184 261L188 259V261H183V259H181L183 256H181ZM197 252V253H195ZM247 252L246 255H248V258L246 257V255H244L245 253ZM155 253V254H154ZM170 253V254H169ZM252 253V254H251ZM231 254V255H230ZM243 254V255H242ZM146 255V256H145ZM159 255V256H158ZM161 255V256H160ZM195 255V256H194ZM233 255V256H232ZM250 255V257H249ZM253 255H257V256H253ZM259 255L262 257L260 258ZM191 256V257H190ZM242 256V257H241ZM252 256V258H251ZM190 257V258H189ZM198 257V258H197ZM213 257V256H212ZM244 257V258H243ZM146 258V259H145ZM156 258V259H155ZM164 258V259H163ZM178 258V261L180 259V262H177L175 260H177ZM255 258H260V260L258 259H255ZM153 259V260H152ZM156 261H155V260ZM158 259V260H157ZM215 259H218V258H214ZM246 259V260H245ZM192 260H195V261H192ZM221 260V258H220ZM250 260V261H249ZM257 260V261H255ZM147 261V262H146ZM165 261V262H164ZM216 261V260H215ZM219 261V260H217ZM242 261V262H241ZM246 261V262H245ZM253 261V262H252ZM258 261H261L260 263H258ZM164 262V263H163ZM189 262V263H187ZM249 262V263H247ZM252 262V263H251Z\"/></svg>",
  "mask_w": 264,
  "mask_h": 264
}]
</instances>
